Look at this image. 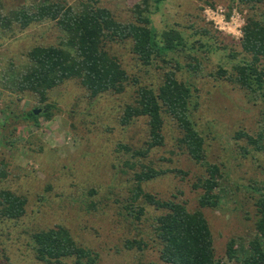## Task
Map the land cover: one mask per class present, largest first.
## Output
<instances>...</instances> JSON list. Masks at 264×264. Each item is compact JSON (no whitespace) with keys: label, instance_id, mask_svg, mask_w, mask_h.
I'll return each mask as SVG.
<instances>
[{"label":"rangeland","instance_id":"obj_1","mask_svg":"<svg viewBox=\"0 0 264 264\" xmlns=\"http://www.w3.org/2000/svg\"><path fill=\"white\" fill-rule=\"evenodd\" d=\"M4 1L18 7L33 0ZM141 1L100 0V5L127 23L133 21L132 7ZM246 9L238 0H166L151 7V27L159 46L162 32L168 30L177 31L183 45L144 66L129 42L110 44L109 52L130 77L125 91L91 100L76 82H65L49 92L51 117H39L37 125L20 114L43 109L44 104L12 93L0 82V169L5 174L0 189L26 199L19 220L0 223V243L10 264H45L34 258L31 236L55 226L65 227L79 245L96 252L97 264H164L153 232L160 213L147 208L137 222L124 210L132 171L124 165L129 156L120 145L142 148L147 122L142 118L122 126L119 119L139 86L157 88L170 73L197 89L192 119L204 138L206 161L221 166L225 186L220 207L201 211L211 230L215 257L234 263L227 258V244L233 240L242 245L254 237L255 189L264 183V152L252 151L245 137H234L239 131L256 137L264 126V102L215 75L219 66L232 73L244 58L239 39ZM257 11L258 18H264V0ZM14 30L0 40V70H10L13 62L21 65L33 46L57 45L64 38L53 22ZM163 136V146L152 149L144 163L174 172L143 184V189L157 198L177 199L194 211L201 190L193 185L205 169L178 148L180 132L169 117ZM133 241L142 242L143 249H129L127 242Z\"/></svg>","mask_w":264,"mask_h":264},{"label":"trees","instance_id":"obj_2","mask_svg":"<svg viewBox=\"0 0 264 264\" xmlns=\"http://www.w3.org/2000/svg\"><path fill=\"white\" fill-rule=\"evenodd\" d=\"M165 1L142 0L132 7L133 21L121 23L109 9L100 5V0H33L18 7H8L0 0V40L13 35L15 28L22 31L44 22H53L64 37L57 45L33 46L24 55L21 65L13 62L10 70L1 68L0 82L5 89L44 104L43 109L39 108L40 115L33 113L35 109L28 110L20 114L22 119L35 125L39 117L49 119L53 107L47 104L49 92L68 81L76 82L91 100L106 94H122L130 85V77L117 56L109 52L110 44L129 42L130 51L144 66H150L163 53L182 46L181 35L168 30L161 34L160 47L151 27V7L158 8ZM261 1L238 0L247 5L239 39L244 58L230 74L219 66L215 77L225 78L248 97L264 102V18L259 19L257 11ZM196 91L190 83L177 80L174 73L165 74L157 88L139 86L134 101L124 107L119 119L122 126L142 118L147 122V139L142 148L136 150L120 145V151L129 156L124 165L132 171L124 210L137 222L145 216L147 208L160 213L154 218L153 232L159 246V259L164 264H227L215 257L211 230L201 211L220 207L225 186L221 166L206 161L204 138L192 119ZM165 117L173 120L179 129L178 148L205 169V174L193 185L194 189L201 190L199 208L194 211H189L186 204L177 199L157 198L143 189V184L174 172L144 163L152 149L164 144ZM243 137L252 151L264 152V126L256 137L239 131L234 138ZM4 177L0 169V181ZM255 194V235L242 245L236 246L233 240L227 244L226 255L234 262L232 264H264V183L255 189ZM25 206L23 196L0 189V223L19 220L25 214ZM31 242L34 258L45 264L98 262V254L79 245L62 226L33 233ZM127 247L142 250L143 243L127 242ZM0 264H10L1 243Z\"/></svg>","mask_w":264,"mask_h":264},{"label":"water","instance_id":"obj_3","mask_svg":"<svg viewBox=\"0 0 264 264\" xmlns=\"http://www.w3.org/2000/svg\"><path fill=\"white\" fill-rule=\"evenodd\" d=\"M44 112H46V110H44ZM33 113L35 115H39L41 113V110L40 109H35V110H33Z\"/></svg>","mask_w":264,"mask_h":264}]
</instances>
